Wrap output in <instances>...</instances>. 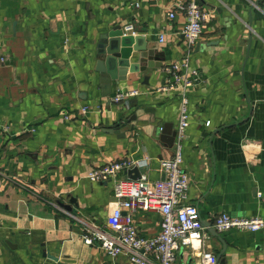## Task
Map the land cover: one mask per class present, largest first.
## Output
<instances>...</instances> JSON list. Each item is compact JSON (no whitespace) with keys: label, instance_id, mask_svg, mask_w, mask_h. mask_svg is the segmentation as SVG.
Segmentation results:
<instances>
[{"label":"crops","instance_id":"0c3cea01","mask_svg":"<svg viewBox=\"0 0 264 264\" xmlns=\"http://www.w3.org/2000/svg\"><path fill=\"white\" fill-rule=\"evenodd\" d=\"M192 1L212 17L192 54L204 83L189 93L184 204L212 228L222 214L264 218V0H0V264H130L84 242L85 230L105 227L117 204L114 183L88 176L131 160L151 181L165 178L161 162L174 149L159 129L176 131L181 96L162 88L187 50L178 9ZM131 25L162 68L131 73L143 65H130L127 80L104 97L98 48ZM126 91L140 94L112 102ZM71 198L69 212L60 203ZM133 221L144 238L160 233L157 213L136 212ZM214 232L182 245L177 264H199L203 251L221 256L219 264H264V229L220 234L226 248Z\"/></svg>","mask_w":264,"mask_h":264},{"label":"built area","instance_id":"2783aa9c","mask_svg":"<svg viewBox=\"0 0 264 264\" xmlns=\"http://www.w3.org/2000/svg\"><path fill=\"white\" fill-rule=\"evenodd\" d=\"M178 10L186 19L183 34L187 50L183 58L166 71L169 79L162 88L165 92H179L181 96L173 156L161 162L165 178L158 181H151L147 176L139 180L127 179L126 172L138 167L131 160L98 167L88 176L93 183H114L113 194L117 204L108 215L105 227L92 225L85 230L84 242L87 245L99 244L113 259L126 256L130 264H177V252L182 245L202 242L208 237L199 208L184 204L190 190V179L183 165L184 143L191 118L189 93L204 83L201 71L192 66V54L212 13L195 1L180 6ZM175 14L170 13L171 20L176 18ZM126 33L134 34V26H128ZM164 40L162 36L161 41ZM139 94L138 91L122 92L112 102L122 106ZM89 110V107L82 108L81 115H86ZM122 175L125 178L123 180ZM136 212L157 213L161 216L160 233L155 238L147 239L140 235L133 221ZM213 227L219 234L231 231L258 232L264 229V218L239 219L222 214L215 219ZM198 257L199 264H217V256L207 251L201 252Z\"/></svg>","mask_w":264,"mask_h":264},{"label":"water","instance_id":"95a60500","mask_svg":"<svg viewBox=\"0 0 264 264\" xmlns=\"http://www.w3.org/2000/svg\"><path fill=\"white\" fill-rule=\"evenodd\" d=\"M136 31H139V33H143V30H139L137 28ZM108 38V41H103V44H101L97 52L98 56H103L105 58V61L98 62V66L96 69L98 73L104 75L101 79V85H103L104 89V97L110 96L111 88L114 83L118 86L120 85V83L127 80L129 73L128 69L129 67H131L130 65H143V68H140V66H135L132 69L130 68L131 73H139L145 72L148 69L162 68V65L160 67H157L155 66L156 64H152V61L148 59V55L145 54L146 46L141 43L140 39H136L133 34H128L119 29H115L109 34ZM137 113L138 112H136V114L132 118L128 119L129 124H132L137 120ZM154 122V126H158L160 124L159 120L155 119ZM158 137L160 141L164 143L167 149H174L176 131L173 129V126L165 125L161 127L159 129ZM126 176L127 179L139 180L142 178L143 174L142 172H140V169L136 167L128 170L126 172ZM75 203V200L72 199L69 205L60 203V206L67 211L72 212L73 204ZM203 225L209 231H211V233L212 230H214V236L221 241V243L224 245V248L227 247L225 240L214 228H212L210 224ZM221 258V256L218 258L217 264H219Z\"/></svg>","mask_w":264,"mask_h":264}]
</instances>
